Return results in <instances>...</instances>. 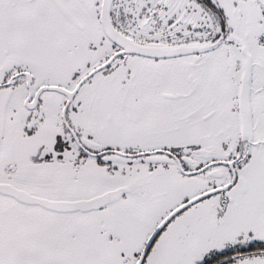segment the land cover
I'll return each instance as SVG.
<instances>
[{
	"label": "snow or ice",
	"instance_id": "snow-or-ice-1",
	"mask_svg": "<svg viewBox=\"0 0 264 264\" xmlns=\"http://www.w3.org/2000/svg\"><path fill=\"white\" fill-rule=\"evenodd\" d=\"M0 264H264V0H0Z\"/></svg>",
	"mask_w": 264,
	"mask_h": 264
}]
</instances>
